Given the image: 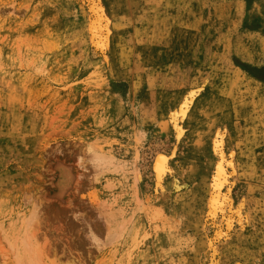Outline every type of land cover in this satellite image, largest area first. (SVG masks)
<instances>
[{
	"label": "rangeland",
	"instance_id": "374dc122",
	"mask_svg": "<svg viewBox=\"0 0 264 264\" xmlns=\"http://www.w3.org/2000/svg\"><path fill=\"white\" fill-rule=\"evenodd\" d=\"M100 2L0 0V264H264V0Z\"/></svg>",
	"mask_w": 264,
	"mask_h": 264
},
{
	"label": "bare ground",
	"instance_id": "6f19581e",
	"mask_svg": "<svg viewBox=\"0 0 264 264\" xmlns=\"http://www.w3.org/2000/svg\"><path fill=\"white\" fill-rule=\"evenodd\" d=\"M87 1H88V9L90 11L89 13H91V22L89 24L90 36L92 40H94L96 47L100 51H103L106 46L109 35V31L107 28V18L105 17L104 9L100 0H87ZM189 95L192 96L193 91H191ZM180 108L181 111L185 110L183 104L180 106ZM220 145H221V140L216 139L214 143V147L217 149V152L219 153V159L215 164L214 167L215 173L212 176V180L210 181V190H209V199H208V206L210 207V211L212 212L213 215L215 214L218 208H222L223 201L226 198V195L225 198L224 197L221 198V195H223L222 187L223 184L227 181L228 174L226 175V170L223 165V155L220 152ZM93 159H95L98 163L103 162L106 160V155L101 152H95L93 154ZM152 169L156 179V183H158L161 180L162 176L164 175L165 171L167 170L166 155L164 153L158 152L155 154L153 159ZM34 213H31V215L26 219L30 221ZM222 220L226 230H228L232 224V220H233L232 214L223 212ZM107 236L109 239L108 242L114 239V236L111 237L109 235ZM25 240L26 241H24V244L26 247L24 246V248H25V252H27L29 249L27 246L30 245L29 244L30 240L29 239H25Z\"/></svg>",
	"mask_w": 264,
	"mask_h": 264
}]
</instances>
